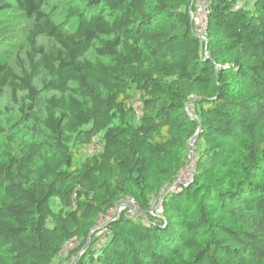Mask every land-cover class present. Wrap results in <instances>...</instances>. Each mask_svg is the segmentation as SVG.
Instances as JSON below:
<instances>
[{
    "label": "trees",
    "instance_id": "1",
    "mask_svg": "<svg viewBox=\"0 0 264 264\" xmlns=\"http://www.w3.org/2000/svg\"><path fill=\"white\" fill-rule=\"evenodd\" d=\"M192 4L0 0V264H264V0Z\"/></svg>",
    "mask_w": 264,
    "mask_h": 264
},
{
    "label": "built area",
    "instance_id": "2",
    "mask_svg": "<svg viewBox=\"0 0 264 264\" xmlns=\"http://www.w3.org/2000/svg\"><path fill=\"white\" fill-rule=\"evenodd\" d=\"M192 2L193 4L189 9V17L191 19L192 28H193L192 30L193 33H195V35L199 38V40L204 43L206 41L205 35L208 24V15L210 12L209 0H192ZM203 53L205 55L207 54L205 53V51ZM132 106L134 107L135 114L138 115L141 107L140 102L135 101L132 104ZM93 141H94L93 143L83 148V150L89 154L96 153V151H98L101 147L99 141H97V138L96 139L94 138ZM191 146H193V142H190V147ZM188 153L190 155L192 153V150L189 149ZM193 160H194V155H190L189 162L178 171L175 179L165 189L169 191H180L182 190L183 187L187 186V184L192 180V176H193V167H192ZM154 198H155L154 200L156 201L158 196ZM156 207L157 208L155 209V211L161 212V206L158 205V202L156 204ZM153 211H154L153 207L150 208L151 214H155ZM120 212H125L130 217L140 214L138 204L134 199V197H127L126 199L118 202L114 206V208L98 216L95 223L96 227L94 228V230L99 229L97 233L98 237L95 241L97 245L101 244L102 243L101 241L107 236L108 225L106 223L110 221L112 218H114L115 215ZM76 244L77 243H75L74 241L66 242L62 253L64 254L65 252H68V250H70Z\"/></svg>",
    "mask_w": 264,
    "mask_h": 264
},
{
    "label": "rangeland",
    "instance_id": "3",
    "mask_svg": "<svg viewBox=\"0 0 264 264\" xmlns=\"http://www.w3.org/2000/svg\"><path fill=\"white\" fill-rule=\"evenodd\" d=\"M194 146H191L190 147V150H192V153L190 154V155H193V152H194ZM81 156H84V153H82L81 152V154H80ZM155 198H153L152 200H151V202H150V207H153V212L155 213V215H159V214H161V212H156L155 211V209L157 208L156 207V204H157V200L155 201L154 200ZM155 207V208H154ZM99 224H100V221H99ZM68 253L67 252H65L63 255H61V257L59 258V259H56V261H54L53 263L54 264H67L69 261L68 260H66L65 259V257H66V255H67Z\"/></svg>",
    "mask_w": 264,
    "mask_h": 264
},
{
    "label": "water",
    "instance_id": "4",
    "mask_svg": "<svg viewBox=\"0 0 264 264\" xmlns=\"http://www.w3.org/2000/svg\"><path fill=\"white\" fill-rule=\"evenodd\" d=\"M152 208V207H151ZM93 231H95V230H93Z\"/></svg>",
    "mask_w": 264,
    "mask_h": 264
}]
</instances>
